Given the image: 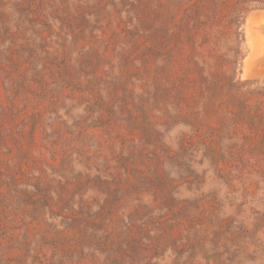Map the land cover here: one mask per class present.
<instances>
[{
  "label": "rangeland",
  "instance_id": "obj_1",
  "mask_svg": "<svg viewBox=\"0 0 264 264\" xmlns=\"http://www.w3.org/2000/svg\"><path fill=\"white\" fill-rule=\"evenodd\" d=\"M0 264H264V0H0Z\"/></svg>",
  "mask_w": 264,
  "mask_h": 264
}]
</instances>
